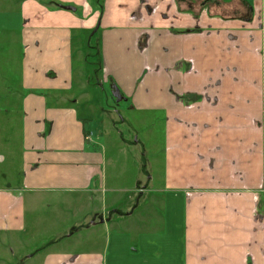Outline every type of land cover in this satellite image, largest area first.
Segmentation results:
<instances>
[{
	"label": "crops",
	"instance_id": "obj_1",
	"mask_svg": "<svg viewBox=\"0 0 264 264\" xmlns=\"http://www.w3.org/2000/svg\"><path fill=\"white\" fill-rule=\"evenodd\" d=\"M187 7L0 0V149L8 162L0 171V264H264V24L207 9L196 17ZM150 29L139 51L137 38ZM91 34L106 83L126 102L113 111L142 112L139 124H148L139 146L155 173L150 181L140 167L138 184L151 190L136 208L123 193L135 188L112 182L104 168L110 139L101 141L100 130L96 140L85 137L95 131L74 87ZM185 102L202 103L188 110ZM56 195L74 211L61 209L42 227L36 212L44 220ZM77 213L72 227L54 221Z\"/></svg>",
	"mask_w": 264,
	"mask_h": 264
},
{
	"label": "rangeland",
	"instance_id": "obj_2",
	"mask_svg": "<svg viewBox=\"0 0 264 264\" xmlns=\"http://www.w3.org/2000/svg\"><path fill=\"white\" fill-rule=\"evenodd\" d=\"M194 2V7H197L200 0H192ZM241 2L244 1V3H248L250 8H252L253 12L250 14V19L252 20L255 27H257L255 22H261L264 24V15L261 16L262 13H259V3L262 0H240ZM235 4V3H234ZM242 4H239V2L236 3L235 10H239L241 8ZM207 7L203 6L200 9V12L198 14H202ZM225 8H232V5H226L223 8H218L219 12H223L227 14V11ZM154 9H151V12H153ZM189 10L187 13L192 14ZM194 13V12H193ZM193 15V14H192ZM145 16L138 15V14H132V17L130 18L131 21H144ZM240 18V17H239ZM248 19V20H250ZM247 20V19H244ZM264 28V27H263ZM260 28V29H263ZM153 33V30L150 29L149 31H145L144 35L141 34L137 38V48L138 50H145L147 48V41L150 39V35ZM94 34L88 35L87 37H92L87 42L88 38H84V46L88 47V51H84L83 53L80 51L78 52V57L76 60L77 67H76V80H75V87L74 92L77 94V97L86 105V112L88 119V125L92 128L95 133H92V131H89V133H86L85 137L86 139L90 138V135L92 136L93 140H96L97 130H100L102 132V140H109L108 148L104 152V168L108 169L107 172L113 174L111 178H114L112 182H117L121 184H127L129 190L135 188V192H123L125 193L126 197L131 195V197H134V203L132 204V207L136 208L139 206L137 198L140 194H142L145 191L151 190L148 185L142 182V184H138V181L145 177V175H142L140 167L144 171H146V175L148 180L152 178V174L155 173V170H152L150 166V159L147 151V147L144 145L139 146L142 136L141 132L143 131L144 127H146L148 124L141 127L139 124V118L140 114L142 112H136V115H132L131 113L127 112H114L113 108H122L126 105V102L124 100H121L122 95L118 91V89L114 86L113 88L106 83L105 75L103 72V61L100 53V47L97 46V42L95 40V37H93ZM95 36V35H94ZM98 37V36H97ZM140 37V38H139ZM92 47V48H91ZM264 53V52H262ZM82 58V59H81ZM193 62V61H191ZM155 70V69H154ZM158 71V68H157ZM160 71V70H159ZM202 102H208V98H205L202 100ZM201 102V103H202ZM105 103H108L107 106L109 107V113L103 112V109H106L104 106ZM190 102L182 103V106L188 110H197L199 107H201V103H196L193 105H188ZM123 114V115H122ZM145 113H143L144 115ZM121 117L125 118V121H122ZM18 123L14 124V132L18 131ZM8 130L11 128L9 124H7ZM257 127L256 125H254ZM1 133L5 134L4 129L0 126ZM11 132V130H10ZM5 141V139L2 140V143ZM2 143L0 145V148H2ZM139 146V148L137 147ZM142 148V150L140 149ZM163 153V151H162ZM4 153H2L0 149V171L7 173L5 170V167L7 166L8 162L7 160L4 162L2 156ZM151 168V169H150ZM151 176V177H150ZM14 178L19 179L20 178V171L14 170ZM149 181V182H150ZM154 186V185H153ZM117 187V186H116ZM60 195H56V199ZM51 198H54L51 196ZM122 207V209L125 206L120 203L119 205ZM61 209L67 210L70 213H73L74 209L72 204H69L67 202L65 203H59L56 202H46V218L42 219V212H36V218L41 219L40 225L42 227H47V223H49L48 217L49 215L53 217L56 215L60 218ZM70 213L63 214V217L68 216ZM80 214L77 213V216H74L71 219H54L55 222H62V225L65 227H72L71 224H73V219L78 221ZM78 217V218H75ZM52 219V218H51ZM97 218H93V222L91 223L89 220L85 221V219L82 220L83 224L90 225V224H96ZM32 220V224H33ZM52 222V221H51ZM35 225V223H34ZM71 225V226H70ZM85 225V226H86ZM68 230V228H67ZM42 236L38 237L41 238ZM78 256L72 258L71 262L74 261L75 258ZM66 263V261H64ZM76 264V262H75Z\"/></svg>",
	"mask_w": 264,
	"mask_h": 264
},
{
	"label": "trees",
	"instance_id": "obj_3",
	"mask_svg": "<svg viewBox=\"0 0 264 264\" xmlns=\"http://www.w3.org/2000/svg\"><path fill=\"white\" fill-rule=\"evenodd\" d=\"M237 2H239V4H242V6L236 12L233 9L235 8V5ZM179 3L180 4L181 3L187 4L189 6V8L188 7L187 8L192 9V11L196 14L200 12L202 5L206 6L207 9L210 11V13L214 14V15L220 14V15H224L227 17H240L242 19H250V14H251V8H250L249 4L244 3V1L241 2L240 0H200L197 7L193 6L194 2L192 0H179ZM230 4L232 5V8H225L227 11V14L218 11V8H223L224 6L230 5Z\"/></svg>",
	"mask_w": 264,
	"mask_h": 264
},
{
	"label": "flooded vegetation",
	"instance_id": "obj_4",
	"mask_svg": "<svg viewBox=\"0 0 264 264\" xmlns=\"http://www.w3.org/2000/svg\"><path fill=\"white\" fill-rule=\"evenodd\" d=\"M207 9V8H206ZM208 10V9H207ZM209 11V10H208ZM251 11H253L252 10V8H251ZM201 14H195V16L196 17H199ZM214 15V14H213ZM215 15H220V14H215ZM251 20V19H250ZM252 21V20H251ZM259 27V26H258ZM259 28H262V27H259ZM193 63V62H192ZM193 65H194V63H193ZM199 96H200V100H203V99H205V98H208V97H206L205 96V91L204 90H201L200 92H199ZM209 100V99H208ZM191 104L190 105H193V104H196V103H193V102H190ZM262 129H264V120H263V122H262Z\"/></svg>",
	"mask_w": 264,
	"mask_h": 264
}]
</instances>
